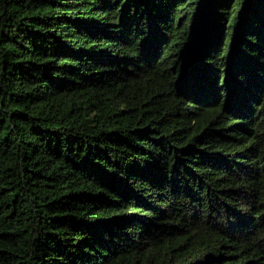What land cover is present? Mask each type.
Masks as SVG:
<instances>
[{
  "label": "trees",
  "instance_id": "1",
  "mask_svg": "<svg viewBox=\"0 0 264 264\" xmlns=\"http://www.w3.org/2000/svg\"><path fill=\"white\" fill-rule=\"evenodd\" d=\"M0 264H264V0H0Z\"/></svg>",
  "mask_w": 264,
  "mask_h": 264
}]
</instances>
